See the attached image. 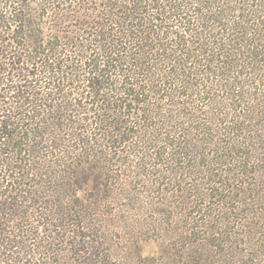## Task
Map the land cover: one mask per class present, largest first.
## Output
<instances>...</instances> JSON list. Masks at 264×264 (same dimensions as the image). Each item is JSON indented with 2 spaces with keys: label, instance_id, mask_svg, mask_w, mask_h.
<instances>
[{
  "label": "trees",
  "instance_id": "1",
  "mask_svg": "<svg viewBox=\"0 0 264 264\" xmlns=\"http://www.w3.org/2000/svg\"><path fill=\"white\" fill-rule=\"evenodd\" d=\"M163 163L207 182L211 250L264 254V0H0V264L87 258L98 192Z\"/></svg>",
  "mask_w": 264,
  "mask_h": 264
},
{
  "label": "rangeland",
  "instance_id": "2",
  "mask_svg": "<svg viewBox=\"0 0 264 264\" xmlns=\"http://www.w3.org/2000/svg\"><path fill=\"white\" fill-rule=\"evenodd\" d=\"M159 165L151 166L156 170ZM160 168L161 176L148 174V167L144 168L145 180L137 178L142 184L131 183L120 192H112L111 196L106 191L98 192L102 199H111L101 208L108 214L104 218L93 211V232L81 229L92 235L91 239L83 240L87 241V258L73 254L75 260L67 264H91L89 254L93 255V264H264V254L251 249L248 240H244L241 247L244 254L240 250L229 255L213 246L211 250L209 243L214 240L217 245L218 239L222 242L227 232L225 225L213 236L216 222L212 225L213 216L205 215L213 212L214 201L208 199L210 196H206V200L202 197L204 193H212L207 189V182L199 188L192 170L183 168L174 173L165 163ZM254 175L257 179L250 181L248 194L250 198L260 195L258 198L262 199L264 171ZM195 184L198 185L195 187ZM93 193L88 190L85 194ZM236 213L240 212L233 209L225 216H234L232 220H236ZM214 215L216 220L218 215ZM232 220H225L228 229L234 225ZM259 237L264 243V232Z\"/></svg>",
  "mask_w": 264,
  "mask_h": 264
}]
</instances>
